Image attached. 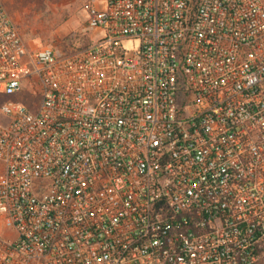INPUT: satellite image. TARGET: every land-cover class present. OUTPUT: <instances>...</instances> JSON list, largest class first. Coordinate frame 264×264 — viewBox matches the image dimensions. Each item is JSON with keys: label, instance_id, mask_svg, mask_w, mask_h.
I'll list each match as a JSON object with an SVG mask.
<instances>
[{"label": "built area", "instance_id": "2783aa9c", "mask_svg": "<svg viewBox=\"0 0 264 264\" xmlns=\"http://www.w3.org/2000/svg\"><path fill=\"white\" fill-rule=\"evenodd\" d=\"M82 50L0 0V264H264V0H89Z\"/></svg>", "mask_w": 264, "mask_h": 264}, {"label": "rangeland", "instance_id": "374dc122", "mask_svg": "<svg viewBox=\"0 0 264 264\" xmlns=\"http://www.w3.org/2000/svg\"><path fill=\"white\" fill-rule=\"evenodd\" d=\"M4 3L31 48L52 44L67 50H82L92 42V36L96 39L98 35L85 33L89 0H4ZM31 84L28 83L21 94L0 96V105L4 101H19L37 110L41 103V91L39 86L32 88ZM0 121L5 119L0 116ZM0 233L14 235L1 220Z\"/></svg>", "mask_w": 264, "mask_h": 264}]
</instances>
